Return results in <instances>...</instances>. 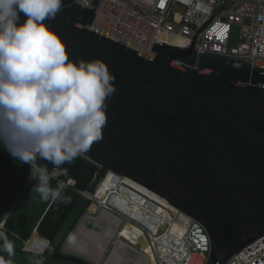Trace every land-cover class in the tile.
I'll return each mask as SVG.
<instances>
[{
    "label": "water",
    "instance_id": "1",
    "mask_svg": "<svg viewBox=\"0 0 264 264\" xmlns=\"http://www.w3.org/2000/svg\"><path fill=\"white\" fill-rule=\"evenodd\" d=\"M95 9L63 0L46 23L70 59H101L115 76L102 138L82 155L99 170L44 252L14 249L2 264H89L57 251L109 172L200 222L206 264H229L264 235V66L164 44L147 57L91 31Z\"/></svg>",
    "mask_w": 264,
    "mask_h": 264
},
{
    "label": "clouds",
    "instance_id": "2",
    "mask_svg": "<svg viewBox=\"0 0 264 264\" xmlns=\"http://www.w3.org/2000/svg\"><path fill=\"white\" fill-rule=\"evenodd\" d=\"M62 6L63 0H0V145L14 160L29 166V180L35 181L34 190L42 201L67 204L70 198L62 194L76 181L73 178L67 182L58 179L68 175V169L62 165L71 164L102 138L108 102L116 88L115 76L103 60L74 61L69 58L64 42L46 23L62 11ZM21 15L25 17L23 22ZM39 161L51 163L52 171ZM53 179L57 181L55 187L51 184ZM130 188L139 196L145 195L136 190L137 187ZM86 190H79L80 196L88 195ZM92 196L90 205L95 200ZM145 196L149 201H155ZM90 205L69 232L58 255L92 264L85 257L65 250L67 241L74 240L70 235L87 216L84 215ZM163 206L176 208L170 203ZM114 213L123 223L130 222L141 228L149 241L148 231L151 233V230L140 215L115 210ZM4 223L5 220L0 228H4ZM96 228L100 227L95 225L93 229ZM34 234L45 237L48 240L45 250L48 248L50 238L36 227L28 238H22L21 250L45 251L24 249ZM134 234L141 235L137 231ZM5 252L12 256L14 243L0 231V253ZM29 261L30 264H44L41 257H30Z\"/></svg>",
    "mask_w": 264,
    "mask_h": 264
},
{
    "label": "built area",
    "instance_id": "3",
    "mask_svg": "<svg viewBox=\"0 0 264 264\" xmlns=\"http://www.w3.org/2000/svg\"><path fill=\"white\" fill-rule=\"evenodd\" d=\"M77 1L96 8L95 19L87 26L91 31L147 57L155 56V44H166L264 66V0ZM150 202L154 203L144 204L148 209L143 212L142 207L133 210L151 230L148 242L158 264H206L211 241L204 226L172 206L157 203L159 209L153 210ZM164 212L174 217L169 219ZM172 221L183 225L184 232H173ZM229 264H264V235Z\"/></svg>",
    "mask_w": 264,
    "mask_h": 264
},
{
    "label": "trees",
    "instance_id": "4",
    "mask_svg": "<svg viewBox=\"0 0 264 264\" xmlns=\"http://www.w3.org/2000/svg\"><path fill=\"white\" fill-rule=\"evenodd\" d=\"M49 171L53 165L46 161ZM68 169L67 176L58 179L67 182L73 178L76 183L68 186L62 195L69 197L70 202L42 201L34 190L35 181L29 180V166L14 160L0 145V224L5 220L4 231L14 243V249H22V238H28L38 227L39 232L52 239L62 223L80 198L79 190H86L94 178L98 166L83 156L77 157L71 164L62 165ZM56 179L51 181L56 186ZM48 240L34 234L26 243V249L42 252ZM61 254L60 252H58Z\"/></svg>",
    "mask_w": 264,
    "mask_h": 264
},
{
    "label": "bare ground",
    "instance_id": "5",
    "mask_svg": "<svg viewBox=\"0 0 264 264\" xmlns=\"http://www.w3.org/2000/svg\"><path fill=\"white\" fill-rule=\"evenodd\" d=\"M130 187H137L136 190L140 192L143 191L145 195L153 198L152 200H155L154 203L150 202L148 204L151 208H153V210L159 209V207L155 205L157 203H161L163 205H169L167 200L151 192L147 188L139 185L138 183L132 181L131 179L120 177L113 172L108 173L107 177L105 178L104 182L101 184L97 193L92 197L93 199H97L100 203V206H103V208L107 212H110L113 215H116L114 213V210L117 212H121L122 214H128L129 212L130 214L137 215V213L134 212L133 207L136 208L142 207V212H143L148 209L146 206H144V204L149 202L150 199L145 195L139 196L135 194ZM116 190H118V192H115ZM160 210L161 212H163L162 209ZM163 214L169 219H172L174 217L171 216L168 212H164ZM150 215L151 214H148L147 216ZM172 222H173L172 224L173 232H178V231H180L181 233L184 232L185 228L183 225L179 224L178 222L175 223L174 221ZM120 223H123L121 218H120ZM113 226L112 228H110L111 231H109V233H107L104 239L102 240L104 236L103 233H100L97 230L92 231L89 228H87L84 224H81L78 226V229L73 236L74 240L71 243H67V249L73 252L77 251L87 256L88 258L95 260L96 262H100L103 254L107 251L110 242L113 240L116 234L119 233L120 239L116 243V246L111 252V255H109L110 260L114 261L116 259V257L118 256V250L120 248H123L128 244L138 245V240L140 239V237H142L143 239H145V242L147 243V249L145 250V254L148 256L149 260H147L146 264H158L154 249L152 248L151 244L147 241L144 231H142L141 228L130 222L123 223L120 229L118 227L119 223L116 226L114 227ZM135 231L139 232L141 235L134 234ZM89 232H93L94 235L101 237L102 241L100 240V238H97L96 241L89 238L88 237ZM110 260L106 263L110 264Z\"/></svg>",
    "mask_w": 264,
    "mask_h": 264
},
{
    "label": "rangeland",
    "instance_id": "6",
    "mask_svg": "<svg viewBox=\"0 0 264 264\" xmlns=\"http://www.w3.org/2000/svg\"><path fill=\"white\" fill-rule=\"evenodd\" d=\"M97 200V199H95ZM94 200V201H95ZM92 202V204L90 205L87 213L84 215L86 216L85 218H82V222L81 224L85 223L87 224V228H89L90 230H95L93 229V227L96 225L97 227L100 228H96L97 231H99L100 233H103V238L104 239L105 235L107 233H109L110 228H112V226H116L119 223V229L121 227V225L123 223H120V217L117 215H113L110 212H107L103 206H100L99 201L97 200V202ZM103 222V223H102ZM113 226V227H114ZM118 229V230H119ZM77 231V227L73 230L72 234L70 236H74V234ZM88 237L93 239L94 241L97 240V238L101 237L94 235L93 232H89L88 233ZM114 239H116L115 242ZM120 239V235L119 233L116 234V236L113 238V240L110 242L107 251L103 254L102 259L100 260V262H96L95 260H92L90 258H88L87 256L77 252V251H71L67 249V243H69V240L67 241L66 245H65V250L71 253H75V254H79L83 257H85L86 259L90 260L92 262V264H107L106 262H108L110 260V256L111 252L113 251V249L116 246V243L119 241ZM101 240V241H102ZM114 248H113V245ZM146 247V248H145ZM129 249L131 251H129ZM139 249V250H138ZM147 249V243L145 242V239H143L142 237H140V239L138 240V245H126L123 248H120L118 250V256L116 257V259L114 261L110 260V264H146L148 259V256L145 254V250ZM94 262V263H93ZM134 262V263H133Z\"/></svg>",
    "mask_w": 264,
    "mask_h": 264
}]
</instances>
